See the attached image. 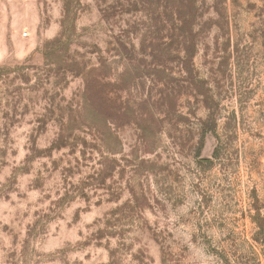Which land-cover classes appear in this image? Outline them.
Returning a JSON list of instances; mask_svg holds the SVG:
<instances>
[{
    "label": "rangeland",
    "instance_id": "374dc122",
    "mask_svg": "<svg viewBox=\"0 0 264 264\" xmlns=\"http://www.w3.org/2000/svg\"><path fill=\"white\" fill-rule=\"evenodd\" d=\"M0 264H264V0H0Z\"/></svg>",
    "mask_w": 264,
    "mask_h": 264
}]
</instances>
